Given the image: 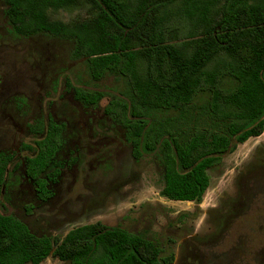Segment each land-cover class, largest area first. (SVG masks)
<instances>
[{
  "label": "trees",
  "instance_id": "trees-1",
  "mask_svg": "<svg viewBox=\"0 0 264 264\" xmlns=\"http://www.w3.org/2000/svg\"><path fill=\"white\" fill-rule=\"evenodd\" d=\"M19 36L46 34L71 41L93 81L108 76L124 89L109 96L104 113L124 129L135 158L157 154L163 164L160 196L199 203L209 169L238 143L264 129V0H4ZM85 6L88 16L62 21L56 11ZM67 87L85 106L107 95ZM64 123L52 117L24 174L37 198L53 195L61 163ZM26 148H31L25 145ZM16 152L0 151V202ZM12 165V166H11ZM32 207L30 206L28 211ZM52 256L68 264H172L154 241L100 221L62 238L37 235L0 211V264H41Z\"/></svg>",
  "mask_w": 264,
  "mask_h": 264
},
{
  "label": "rangeland",
  "instance_id": "rangeland-1",
  "mask_svg": "<svg viewBox=\"0 0 264 264\" xmlns=\"http://www.w3.org/2000/svg\"><path fill=\"white\" fill-rule=\"evenodd\" d=\"M5 8L0 0V151L16 152L21 165L7 173L0 211L37 235L55 238L96 221L120 226L172 252V264H264V129L209 169L199 203L164 198L159 156L135 158L124 129L104 113L108 95L123 90V83L113 76L91 80L83 59L72 57L69 40L16 35ZM50 14L70 21L88 16V9ZM68 82L107 95L98 105L85 106ZM48 117L65 128L53 195L40 201L24 174L23 157L34 153ZM41 264L68 262L49 256Z\"/></svg>",
  "mask_w": 264,
  "mask_h": 264
},
{
  "label": "flooded vegetation",
  "instance_id": "flooded-vegetation-1",
  "mask_svg": "<svg viewBox=\"0 0 264 264\" xmlns=\"http://www.w3.org/2000/svg\"><path fill=\"white\" fill-rule=\"evenodd\" d=\"M257 137V136H256ZM250 138V137H249ZM188 202H190V201H188Z\"/></svg>",
  "mask_w": 264,
  "mask_h": 264
}]
</instances>
